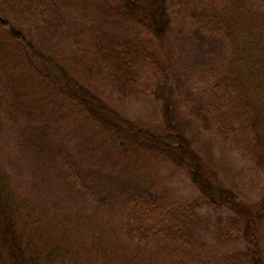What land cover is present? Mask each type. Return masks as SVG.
<instances>
[{"label":"rangeland","instance_id":"rangeland-1","mask_svg":"<svg viewBox=\"0 0 264 264\" xmlns=\"http://www.w3.org/2000/svg\"><path fill=\"white\" fill-rule=\"evenodd\" d=\"M105 2L0 0V23L7 25L6 32H17L23 43L11 44L5 40L6 35L0 34V150L15 149L16 161L10 166L19 170L20 178L29 177L31 200L42 204L47 215L50 208H58L68 218L77 219L73 227L64 224L68 230L78 232V223L84 221L79 219H88L94 229L107 228L110 234L115 231L117 238L106 240L115 239L123 245L125 228L149 227L137 207L141 200V207L155 208L169 218L168 223L174 219L182 228L199 234L209 255L201 264H217L214 258L217 261L228 254L236 240L244 244L243 225L234 213L208 204L184 170L163 156L153 158L119 150L114 138L79 118L75 105L47 79L43 80L46 88L42 85L40 96H33L29 89L33 74L40 69L31 50L43 51L83 71L92 67V45L100 35L104 38L115 30L118 38L125 36L129 30L123 26L128 25L107 13ZM176 2L174 19L195 13L198 20L185 22L190 25L177 45L179 55L167 84L170 96L188 98L187 105L178 101L186 116L206 127L197 147L201 154L210 156L209 166L217 169L221 162L223 169L229 168L221 172L220 178L245 201L257 203L264 195V151L256 144L250 146L247 138L236 139L237 132L226 128L231 110L225 111L227 107L222 103L229 104L230 93L224 94L228 89L224 85L220 93L212 88L223 78L238 95V91L249 90L244 84L238 89L239 82H247L252 91L259 88L264 97V67L249 73L244 64L248 59L243 57L245 50H236L229 42L241 23L245 26L247 21H253V25L264 27V0ZM87 51L91 53L82 62L81 56ZM239 54L243 58H238ZM26 56L31 64L24 59ZM253 60L252 57L250 61ZM236 61L241 64L242 68L237 69L242 76L237 73V77L232 69L227 72L229 64L236 66ZM151 82L142 77L137 87L125 93L114 82L107 85L108 80L101 87L94 79L90 83L117 113L144 128L164 129L162 103H158L157 96L162 91ZM255 127L257 134L264 136V126L255 120ZM55 135L59 136L58 142ZM211 141L216 142L214 149L207 147ZM224 143L229 145L222 146ZM258 238L264 245V228L259 230Z\"/></svg>","mask_w":264,"mask_h":264},{"label":"trees","instance_id":"trees-1","mask_svg":"<svg viewBox=\"0 0 264 264\" xmlns=\"http://www.w3.org/2000/svg\"><path fill=\"white\" fill-rule=\"evenodd\" d=\"M105 1L107 13H113L117 20L126 23L129 27L123 28L129 31L120 38L115 30L104 38L100 35L92 45L95 55L92 67L83 71L43 51L31 50L40 66L33 74L34 80L29 88L32 95L40 96L43 80L47 79L59 88L70 104L75 105L79 118L114 138L119 150L137 151L153 158L163 156L183 169L208 204L234 213L243 225L244 244L236 240L221 261L214 258L215 263L264 264V245L258 238L259 230L264 228V195L257 203L245 201L226 180L220 178L221 172L229 168L223 169L221 162L217 169L209 166L210 156L201 154L200 147H197L206 127L200 121L188 118L184 106L178 102L187 105L189 99H175L170 96L171 89L167 88L174 74L173 62L176 63L179 55L177 45L190 25L185 22L198 20V16L188 13L174 19L176 0ZM81 13L88 16L86 11ZM253 24V21H247L245 26L241 23L229 40L232 48L245 50L243 57L248 59L244 64L251 74L258 66L259 69L264 67V27ZM7 30V25L0 23V34L6 35L5 40L14 45L23 44L17 32ZM89 53L84 52L82 62ZM243 57L238 55V58ZM252 57L254 60L250 61ZM24 59L31 64L30 57ZM237 68H242L239 62L236 66L230 63L228 74L232 69L237 77V73L242 76ZM244 69L247 74L245 65ZM142 77L152 80L153 86L162 91L157 96L158 103H162L164 129L144 128L117 113L90 83L94 79L101 87L108 80L107 85L114 82L125 93L137 87ZM243 84L249 90L238 91L239 94L235 95L222 78L213 84L212 90L220 93L221 87L227 86L224 94L230 93L229 104H222L227 107L225 111L231 110V113L226 128L237 132L236 139L247 138L250 146L256 144L260 151H264V136H259L255 127V120L264 126V97L260 96L259 88L252 91L247 82H239L238 89ZM54 139L58 142L59 136L55 135ZM35 144L39 145V141L35 140ZM215 145L214 141L207 143L209 149H214ZM15 161V149L0 150V264H201L203 258L209 256L206 243L199 234L182 228L174 219L168 223L169 218L156 212L155 208L141 207V200L137 201V207L149 227L125 228L123 245L115 239L106 240L107 237L117 238L115 231L111 230L110 234L107 228L94 229L88 219H79L84 221L78 223V232L74 228L68 230L64 224L70 228L77 219L68 218L58 208H50V215H47L42 204L32 201L28 190L31 181L29 177L20 178L19 170L10 166ZM222 161L228 164L224 159ZM238 230H241L239 225Z\"/></svg>","mask_w":264,"mask_h":264}]
</instances>
